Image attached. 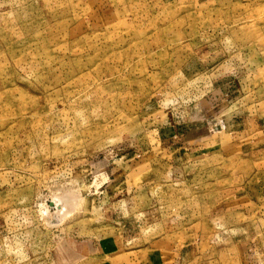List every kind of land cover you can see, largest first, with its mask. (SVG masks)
Returning <instances> with one entry per match:
<instances>
[{
	"label": "rangeland",
	"instance_id": "rangeland-1",
	"mask_svg": "<svg viewBox=\"0 0 264 264\" xmlns=\"http://www.w3.org/2000/svg\"><path fill=\"white\" fill-rule=\"evenodd\" d=\"M155 248L264 264V0H0V264Z\"/></svg>",
	"mask_w": 264,
	"mask_h": 264
},
{
	"label": "crops",
	"instance_id": "crops-1",
	"mask_svg": "<svg viewBox=\"0 0 264 264\" xmlns=\"http://www.w3.org/2000/svg\"><path fill=\"white\" fill-rule=\"evenodd\" d=\"M136 251L139 250V248L135 249ZM133 251V252H136ZM132 251H113L110 256H108V259H99L96 261H92L90 264H170L172 263V260L170 263H167L164 261L163 255H162V248H155L151 249L146 255L139 259H130L127 258V256ZM130 257V255H129ZM132 258V257H131Z\"/></svg>",
	"mask_w": 264,
	"mask_h": 264
}]
</instances>
